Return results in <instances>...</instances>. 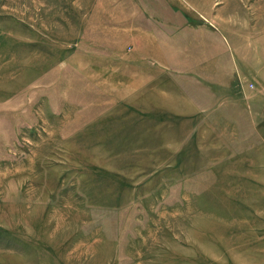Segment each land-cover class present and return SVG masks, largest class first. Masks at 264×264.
Segmentation results:
<instances>
[{
    "label": "rangeland",
    "instance_id": "obj_1",
    "mask_svg": "<svg viewBox=\"0 0 264 264\" xmlns=\"http://www.w3.org/2000/svg\"><path fill=\"white\" fill-rule=\"evenodd\" d=\"M0 264H264V0H0Z\"/></svg>",
    "mask_w": 264,
    "mask_h": 264
}]
</instances>
